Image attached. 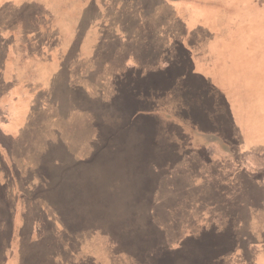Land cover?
<instances>
[{"label":"rangeland","instance_id":"374dc122","mask_svg":"<svg viewBox=\"0 0 264 264\" xmlns=\"http://www.w3.org/2000/svg\"><path fill=\"white\" fill-rule=\"evenodd\" d=\"M51 1L0 0V30L12 15L28 16L32 3L42 8ZM127 3L103 7L108 23L90 60L97 73H84L82 62L80 70H67L48 17L40 16L31 33L32 54L36 42L43 48L33 56L39 79L33 108L23 121H9V133L0 128V264H264V0H206L204 14L221 15L227 34L217 36L216 50L208 51V43L207 52L194 49L197 57L184 49L182 64L201 68H178L177 75L165 73L164 61L175 65L176 59L163 58L174 51H165L158 38L178 33L171 12H147L139 3L130 10ZM132 57L142 74L126 69ZM70 111L87 114L97 132L92 143ZM59 129L67 154L86 164L70 163L68 181L94 184L100 175L92 167H109L115 150L129 168L135 158L138 170L146 157L148 165L155 158L160 167L146 170V198L122 202L126 194L115 184L100 195L90 191L87 202H63L56 188L61 174L51 161L62 163V153L48 143ZM135 129L146 136L131 144ZM137 146L145 150L133 154ZM92 151L91 160L85 158ZM105 172L111 174L105 181L117 180L116 171ZM136 205L150 209L146 229L137 221L125 227ZM36 238L39 247L27 249ZM138 247L145 256L132 260Z\"/></svg>","mask_w":264,"mask_h":264},{"label":"crops","instance_id":"0c3cea01","mask_svg":"<svg viewBox=\"0 0 264 264\" xmlns=\"http://www.w3.org/2000/svg\"><path fill=\"white\" fill-rule=\"evenodd\" d=\"M205 1L206 0H127V5L131 8L130 10L135 9V5L137 3L141 5L140 8L142 10H146L147 12L154 11L157 13V11L161 10V8L168 9L171 12L169 13V17L171 18L173 25H177L182 28V32H179L178 34H173V32L166 33L164 31V36H169V38L165 39V41L183 43V46L182 44H179L180 50H174L173 55L172 53H164L163 58L170 57L176 59L175 65H170L169 69L163 68L167 75H177L178 72H175L178 68L193 67V71H195L194 68H201L195 66V63H192V65L182 64L181 58L187 57V53L183 51L184 49L181 50L184 46L187 47L189 45V50L192 49V53H194L193 57H197L200 52H194L193 50L195 49L196 51H199L197 49L199 41L206 40V44H210L211 49L208 51L212 49L216 50L218 48H215V44L218 46L217 42L221 41L216 39L217 36H222L224 33L226 36L227 31L224 26L225 24L222 26V23H224L221 21L222 16L219 14L211 16L204 14L205 8L201 7V5L205 3ZM111 2L112 0H52L51 3L46 4L42 8L38 4L32 3V10L28 16L23 18L12 15L9 18L10 20L8 19L9 26L0 30V113H3V115H1L2 124L0 123V128H2L4 133H9L6 125L9 124L10 120L15 117H20L23 121L26 119L24 116L33 108L31 90H33V86L35 84V77H37V87L39 82L37 76L38 72H35L38 66L33 56L40 54L43 48L40 45H37L36 42V51L32 54L30 51V46L32 45L30 43V38L31 33L38 26L40 16L44 15L48 17L50 22L53 23V27L55 28L54 32L58 33V47L59 49H65L63 54L66 59L64 60L62 56L64 60L62 64L65 65L67 70H80L79 66L82 62V71L87 74H92L97 73V69L92 66L90 60L94 51L97 47H100V43L104 39L102 26H105V24L108 23V21L104 20L107 13H105L103 7H106L108 3L111 4ZM114 2H119V0H114ZM214 11H219V9H215ZM22 30L25 31V35H22ZM17 32L19 34H17ZM160 35L161 34H159V36ZM118 36L120 35L118 34L115 37ZM115 37L112 35L111 38L113 39ZM143 50L146 49L144 48ZM142 56L146 58V52H143ZM132 58L133 63L130 62L131 68L126 66V69L128 71H138V74H142L144 71H139L142 65H140L139 61H137L134 57ZM206 58L208 59L209 56ZM24 59H29L30 62L26 64ZM162 67H164L163 64ZM37 90L40 89L37 88ZM86 90V86L80 87L79 94L81 95L85 93ZM5 95L7 98H5ZM78 100L81 104H83V98H78ZM42 101V99H39L35 106L40 105ZM144 101L145 98L143 99V102ZM79 112L80 113L70 111L68 115L70 118H77L75 125L81 124L82 127L83 124V132H85L88 142L92 143V139L97 137L96 129L93 125L91 126L87 122V114L84 112L82 113L81 111ZM4 116L7 117L5 118ZM3 117L5 120H3ZM72 127L74 126L69 127V129L66 128V130H70ZM66 130L63 129L62 131L66 132ZM56 132L59 133L56 137L57 140H49L48 143L51 142V144L57 147V150H60L62 153V163L58 162V159H52L51 161L57 163V167L53 171H58V173L61 174V177L58 174L56 175V179L58 180V186L56 188L57 194L63 202H87L90 200L89 197L92 194L90 191H93L94 194L96 192V195H100V189L104 188L111 191V187H115V184L119 185L121 190L126 194V197L122 198V202H126L127 200H131L132 202L143 201V199L146 198V189L143 188L146 187V178H148L146 177V170L151 171L155 167H157V169L160 167L155 158H150L151 164L148 165L147 162L149 158L146 157V160L144 159L143 161L144 163L141 166H138V168L142 170L138 171V169H136L137 167L134 168L136 165L135 158L134 164L129 168L126 165V162H120V160L117 159L119 157V152L115 150L113 153L114 162L113 164H110L109 167H105L106 163L105 165L99 163L101 168H98L97 165L92 167L94 171H99L98 173L100 175V178L96 179L94 184L90 183L87 185V178H83V181L76 179L68 181L65 177V173L70 163H76L74 164V167L77 165L80 169H82L86 164H83L85 162L83 157H77L75 153L70 155L67 154V137L64 134L60 135V129L56 130ZM146 132L135 129V133L133 135L134 137L130 136L129 138L130 143L136 144L133 141L134 138L141 136L144 138V136H146ZM56 141H59L58 146ZM127 147L132 148L130 145ZM139 147L140 146L134 147L132 150L133 154H136V149ZM140 149L145 150L143 147H140ZM117 150H122V148L118 147ZM94 153L96 154V151H92L85 158L91 160V156ZM143 154L147 156L146 151H143ZM108 170L116 171L113 173V176L116 175L117 180H114L111 183L105 181L104 177L111 175L105 172ZM49 172L52 171L49 170ZM50 182L51 179L47 182L48 194L52 191L51 185H54L50 184ZM60 187L61 190H59ZM97 200L103 201L104 198L101 197ZM112 200L116 201V197L114 196L111 201ZM76 230L77 229H75V231ZM33 233H35L34 230ZM41 243H39L38 238L33 241H28L27 249L34 250L37 246L39 247Z\"/></svg>","mask_w":264,"mask_h":264},{"label":"trees","instance_id":"16d2710c","mask_svg":"<svg viewBox=\"0 0 264 264\" xmlns=\"http://www.w3.org/2000/svg\"><path fill=\"white\" fill-rule=\"evenodd\" d=\"M176 32H177V29H176ZM176 32H173V34H178L179 32H182V28H178V33H176ZM166 37V38H165ZM158 38L160 39V38H162L164 41H165V39H168L169 38V36L167 35V36H158ZM166 42V47H167V49L165 50V51H167L168 50V52L169 51H174L175 49L176 50H180V45L179 44H182V46H183V43H175V42H169V41H165ZM206 45V40H203V41H199V43L197 44V49L199 50V51H205L206 50V47H204ZM177 46V47H176ZM188 48H189V45L187 46ZM187 47H183L181 50H183V49H185V50H187ZM168 48H170V50L168 49ZM184 51V50H183ZM164 69H169L170 68V65H173L174 64V62H168V61H164ZM139 171V170H138ZM138 171H136V172H138ZM143 188H145L146 189V187H143ZM136 207H138L137 205L136 206H134V211H133V214H132V217H133V222L132 223H128V222H126V224H125V227H128V226H130V225H134V224H136V221L137 222H139L140 224H141V227L143 228V229H146V227H147V225H148V221H146L147 220V217L150 215L149 213H150V209H146L145 208V206H142V209H138V210H136ZM103 212H102V218H103ZM120 228H124V227H122V226H120ZM124 231V230H123ZM39 240V239H38ZM138 240V239H137ZM41 242V241H40ZM139 242V241H138ZM143 243H146V242H144L143 241ZM139 249H138V251H133V253H135L133 256H132V260L133 259H135V258H138V257H143V256H145L144 254H143V250H141L140 249V247H138Z\"/></svg>","mask_w":264,"mask_h":264}]
</instances>
